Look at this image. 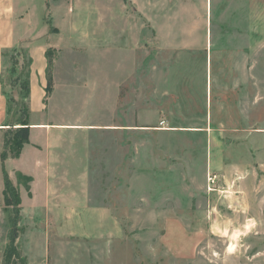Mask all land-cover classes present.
<instances>
[{"label": "rangeland", "instance_id": "1", "mask_svg": "<svg viewBox=\"0 0 264 264\" xmlns=\"http://www.w3.org/2000/svg\"><path fill=\"white\" fill-rule=\"evenodd\" d=\"M11 51L28 264H264V0H21Z\"/></svg>", "mask_w": 264, "mask_h": 264}, {"label": "crops", "instance_id": "2", "mask_svg": "<svg viewBox=\"0 0 264 264\" xmlns=\"http://www.w3.org/2000/svg\"><path fill=\"white\" fill-rule=\"evenodd\" d=\"M198 36L201 38L202 34ZM11 50H15L16 54L19 55V67H21V0H0V147L4 146L5 132L20 127V124H15L10 119L9 113L11 97L13 96L16 99L20 97L19 86L13 87L9 80ZM38 96L39 93L34 83H31L30 101L31 106L34 108L37 106ZM55 126L56 128L58 127V125ZM45 127H47L45 124H32V144L35 143L34 140L36 139L37 132ZM33 148L35 149V146ZM30 150L29 147H25L23 153L21 154L20 152L19 156L9 155L6 158V167L10 175L15 170L21 172L22 158ZM34 156V154L31 155V159ZM11 165H13V170L11 169ZM0 170H2L1 166Z\"/></svg>", "mask_w": 264, "mask_h": 264}, {"label": "trees", "instance_id": "3", "mask_svg": "<svg viewBox=\"0 0 264 264\" xmlns=\"http://www.w3.org/2000/svg\"><path fill=\"white\" fill-rule=\"evenodd\" d=\"M14 70H11L10 75V83L13 87L19 86L20 89V96L25 99H30L31 96V79L30 74L28 73L24 78L21 77L19 74L14 76ZM15 98L11 97L10 102H14ZM10 103V106H11ZM10 106H9V113H10ZM28 115L26 114L21 119H18L16 124H20V127L16 129V133L18 134L13 140L10 137H7L5 142V147L9 148L12 152L13 156L17 157L20 155L21 147L24 143L28 142ZM2 159L4 162L8 157V151H4L2 153ZM2 164V171L4 176V191L3 193L6 195V204L7 209L6 212L8 214V223H9V233H8V241L4 247L3 255H2V264H28L22 255L21 249L18 246L17 240L19 238V222H20V206H19V199L18 202H12L10 196H15L16 193L14 191V186L10 181L9 173L6 169L5 164ZM12 206V207H10Z\"/></svg>", "mask_w": 264, "mask_h": 264}, {"label": "bare ground", "instance_id": "4", "mask_svg": "<svg viewBox=\"0 0 264 264\" xmlns=\"http://www.w3.org/2000/svg\"><path fill=\"white\" fill-rule=\"evenodd\" d=\"M215 227H217V226H215ZM236 236H237V234H236ZM231 244H232V242H231ZM235 247V246H234Z\"/></svg>", "mask_w": 264, "mask_h": 264}]
</instances>
